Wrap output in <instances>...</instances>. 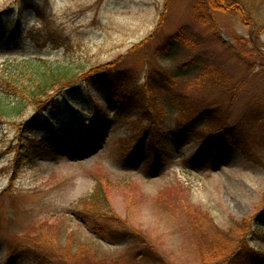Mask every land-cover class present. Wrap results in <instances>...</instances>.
I'll list each match as a JSON object with an SVG mask.
<instances>
[{
	"label": "rangeland",
	"instance_id": "rangeland-1",
	"mask_svg": "<svg viewBox=\"0 0 264 264\" xmlns=\"http://www.w3.org/2000/svg\"><path fill=\"white\" fill-rule=\"evenodd\" d=\"M226 1L232 11H214L208 28L197 0H0V28L39 39L1 48L0 75L25 58L73 71L0 117V264H129L136 244L160 264H236L245 249L264 258V167L230 145L200 155L199 137L176 133L212 107L264 141V0ZM180 32L200 42L164 54ZM187 61L195 70L165 81ZM97 67L124 73L150 119L143 109L118 117L123 99L89 81ZM43 137L53 149L40 150Z\"/></svg>",
	"mask_w": 264,
	"mask_h": 264
},
{
	"label": "trees",
	"instance_id": "trees-1",
	"mask_svg": "<svg viewBox=\"0 0 264 264\" xmlns=\"http://www.w3.org/2000/svg\"><path fill=\"white\" fill-rule=\"evenodd\" d=\"M221 2V3H220ZM233 5L227 3L226 0H197V7L194 9L195 18L202 21L205 26L211 27L213 22V12L222 11L229 12L232 11ZM20 31V26L17 25L15 30L7 31L6 29L0 28V49L4 47L23 45L24 41L29 40L32 45L38 46L35 40L32 39V35L23 36ZM199 36L196 34L190 39L187 33H177L173 38L169 39L167 43L162 47L161 51L169 56H175L178 49L183 44L193 46L191 44L199 43ZM53 44H57L52 38H49ZM235 49V47H233ZM240 51L238 54L244 55L245 51L240 46ZM14 67V68H13ZM6 70L2 75H0V117L11 118V114L20 112L26 106L27 103H33L42 97L46 96L48 93L52 92L55 88L59 87L61 84L69 83L71 79L69 77L73 74V71L69 67H54L53 63L47 60H36L31 61L27 58L21 60L20 62L14 63L12 66H4ZM180 69V70H179ZM179 71L173 72L170 76L168 73L164 74L166 82L171 83L173 78H177L178 75L182 73L189 75L195 68H193L190 62H186L183 66L179 67ZM182 73H181V72ZM105 70L103 67H97L93 69L89 75V81H91L94 86H99L102 89L109 92L112 96H119L123 99L122 110L118 114V117L122 116L126 111L130 110H140L143 109L144 116L149 118L148 115L152 113L150 108H144V103L139 99L134 91H130L128 85L127 76L123 73L113 79H108L105 75ZM147 85L153 88L151 81L147 80ZM99 117H104L101 114L92 116V122L96 123ZM39 117L35 118L32 125L36 127L38 125ZM95 119V121H94ZM128 119V118H127ZM126 119V120H127ZM150 119V118H149ZM264 122V118H256V124L260 125ZM201 127H204L201 130ZM96 128V126H94ZM252 128V127H251ZM30 129H26L24 135L29 136ZM176 133L179 136H196L201 139L202 145L200 148V155L210 156L212 158L217 157V151L222 145H230L233 148L241 151L244 157L256 165H261L264 167V152L261 154L258 152L260 144H264L262 139L256 137L253 130L249 131L238 127V125H230L227 121V116L222 115L219 108H204L194 113L193 116L189 118L186 122H179L176 128ZM262 137H264V130L260 131ZM254 135V136H253ZM254 138L253 146L251 145L252 139ZM39 143L40 150L53 149L56 141L50 140L49 138H44L40 140ZM154 141L150 143V147H153ZM264 146L261 147V149ZM46 148V149H45ZM29 149L25 156L31 157L35 156L36 152L40 150ZM264 213V212H263ZM264 215V214H263ZM102 236L107 237L111 240H125L130 234L127 232H121L117 230H104ZM133 248L128 251L126 258L129 264H160L162 259L151 250L141 248L138 244L132 246ZM147 250V251H146ZM153 252V253H152ZM140 253H144L140 257ZM236 264H264V258L253 255L252 252L245 249L242 251L237 259L234 260ZM233 264V263H232Z\"/></svg>",
	"mask_w": 264,
	"mask_h": 264
}]
</instances>
